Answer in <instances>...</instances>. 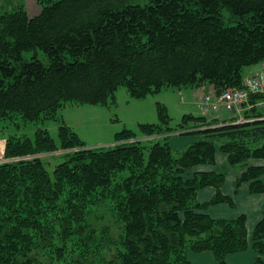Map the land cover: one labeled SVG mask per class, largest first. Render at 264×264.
Segmentation results:
<instances>
[{
	"label": "trees",
	"instance_id": "1",
	"mask_svg": "<svg viewBox=\"0 0 264 264\" xmlns=\"http://www.w3.org/2000/svg\"><path fill=\"white\" fill-rule=\"evenodd\" d=\"M39 2L36 17L22 7L0 16V122L49 121L67 104H114L120 88L143 99L210 85L217 96L242 89L245 69L264 63V0ZM262 101L264 94L250 97L240 124L185 115L177 129L159 104V123L139 125L142 135L123 130L113 146L88 147L68 126L59 144L46 129L34 140L9 136L0 163V264H192L189 251L227 264L250 241L259 255L253 264H264V213L249 236L245 215L204 213L235 207L222 193L225 173L184 177L215 166L219 147L242 170L235 188L249 183L251 194L264 193ZM190 121L202 129L183 134L203 139L173 152L171 135ZM59 151L67 159L51 174L37 155ZM207 187L216 193L201 204L197 193ZM98 208L107 214L101 227L90 221Z\"/></svg>",
	"mask_w": 264,
	"mask_h": 264
},
{
	"label": "rangeland",
	"instance_id": "2",
	"mask_svg": "<svg viewBox=\"0 0 264 264\" xmlns=\"http://www.w3.org/2000/svg\"><path fill=\"white\" fill-rule=\"evenodd\" d=\"M21 7L24 8L31 18L38 16L42 11V5L39 0H0V16L11 13ZM28 56H30V54H28ZM39 57L41 59L44 58L41 51H39ZM262 65H264V63H262ZM249 71H251V69L249 67L246 68L244 75L247 76ZM196 92L201 93L202 96L205 94V90L201 87L182 90L164 88L160 92L151 94L146 98L136 99L132 98L125 88H120L116 93L114 104H67L58 112L57 118L39 123H26L19 115L16 116L13 121H2L0 122V137L8 138L9 136H17L34 140L39 129H46L59 144V129L61 126H68L77 133L80 140H82L86 146L96 148L113 146V144L118 143L115 139L116 134L126 129L138 135H142L139 131V125L159 123V104L166 106L168 114L171 117L169 126L172 129L179 128L178 126L182 123V119L185 115H193L194 117L203 116L207 118L208 122L214 121V116L220 113L224 116H229V113L225 110H219L217 112L201 110L200 103H202V101L197 103L198 99L194 97ZM262 102L264 105V101ZM246 108L247 107L243 110ZM249 110L250 108L247 111ZM231 114L233 118L231 120H235V123H240V120H243L239 118L238 112ZM242 117H245L244 114ZM186 124V127L190 128L189 130L179 129L181 131H175L172 136L191 133L202 129V127L192 128L196 124L200 125L198 122L190 121ZM187 135L196 136L197 134ZM198 137L201 138L199 141L203 139L201 135H198ZM1 147L0 163H3L5 161L4 154L6 145H2ZM37 156L43 160L45 167L51 174L54 172L57 165L63 163L67 159L62 151L55 152L54 154H41ZM33 157L35 156L29 155L23 158L25 160H31ZM193 169L194 168H192V170ZM185 173L184 177L186 178H189L191 174H193L191 170ZM97 210L98 213H96V211L92 212L97 214V219L92 217L90 221L101 227L103 224H107L106 222L100 221L104 220L107 214L103 208H98ZM118 235L119 233L115 234L116 237Z\"/></svg>",
	"mask_w": 264,
	"mask_h": 264
},
{
	"label": "crops",
	"instance_id": "3",
	"mask_svg": "<svg viewBox=\"0 0 264 264\" xmlns=\"http://www.w3.org/2000/svg\"><path fill=\"white\" fill-rule=\"evenodd\" d=\"M249 68L251 69V71H249V74L245 76V79L258 75L260 73H264V65H262V63L255 66H251ZM201 88L205 90V94L202 96L201 93L196 92L194 97L198 99L197 103H199V100H201L206 95L212 92V86L210 85H202ZM213 119L223 122L231 121V119L233 118L231 113H229V116H224L220 113L215 115ZM200 139L201 138L198 137V135L188 136L184 134H179L171 137L170 146L173 152L179 153L184 151ZM2 145H6V138L0 137V151ZM250 164L262 165L263 162L260 160H251ZM191 172L193 174L195 172L225 173L226 180L225 184L222 187V193L233 200L235 207L232 208L228 204L222 203L210 206L207 210L204 211V213L215 220L226 221L235 220L238 217L245 215L247 218V231L249 236H251L257 224L261 221L263 217L264 193L251 194L249 183L242 184L238 189L235 188V183L237 179L241 176L242 170L232 168L229 165L228 156L225 153L221 152L219 147H217L215 166L201 165L195 167L193 170H191ZM193 174H191L190 177H192ZM262 180L264 182V176L262 177ZM215 193L216 189L214 187H207L198 191L197 199L201 204H205L213 199ZM252 244L253 242L250 241L249 249L247 251L229 255L227 257V264H253L257 260V258H259V255L255 253L252 249ZM262 258L264 259V256ZM188 259L192 264L215 263L214 256L210 252L194 253L189 251Z\"/></svg>",
	"mask_w": 264,
	"mask_h": 264
},
{
	"label": "built area",
	"instance_id": "4",
	"mask_svg": "<svg viewBox=\"0 0 264 264\" xmlns=\"http://www.w3.org/2000/svg\"><path fill=\"white\" fill-rule=\"evenodd\" d=\"M256 94H264V74L247 79L242 89H231L217 96L205 97L200 103V108L214 112L224 109L230 113H240L245 106L251 107L249 105L250 97ZM257 106L263 107L264 105L259 103ZM240 121L241 123L245 122L244 119Z\"/></svg>",
	"mask_w": 264,
	"mask_h": 264
}]
</instances>
